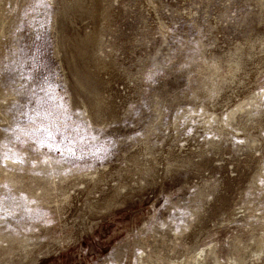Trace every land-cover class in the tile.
I'll use <instances>...</instances> for the list:
<instances>
[{
  "label": "rangeland",
  "instance_id": "1",
  "mask_svg": "<svg viewBox=\"0 0 264 264\" xmlns=\"http://www.w3.org/2000/svg\"><path fill=\"white\" fill-rule=\"evenodd\" d=\"M0 238L264 264V0H0Z\"/></svg>",
  "mask_w": 264,
  "mask_h": 264
},
{
  "label": "bare ground",
  "instance_id": "2",
  "mask_svg": "<svg viewBox=\"0 0 264 264\" xmlns=\"http://www.w3.org/2000/svg\"><path fill=\"white\" fill-rule=\"evenodd\" d=\"M257 93H258V92H257ZM237 107H238V106H237ZM233 110H234V109H233ZM208 119L211 120V118H209V117H208ZM0 239H1V238H0ZM3 240H4V239H3ZM5 241H6V240H5ZM19 241H20V240H19ZM20 242H21V241H20ZM25 243H26V242H25ZM5 244H6V243H5ZM4 246H5V245H4ZM7 246H8V245H7ZM29 246H30V243H26V244L24 245V247L26 248V251H27V249L30 248ZM6 248H7V247H6ZM20 248H21V247H20ZM200 257H201V256H200ZM6 259H7V258H6ZM196 259H197V258H196ZM199 260H200V258H199ZM198 262H199V261H198Z\"/></svg>",
  "mask_w": 264,
  "mask_h": 264
},
{
  "label": "snow or ice",
  "instance_id": "3",
  "mask_svg": "<svg viewBox=\"0 0 264 264\" xmlns=\"http://www.w3.org/2000/svg\"><path fill=\"white\" fill-rule=\"evenodd\" d=\"M49 136H51V133L49 132ZM70 154L74 155V152H72L71 149H69Z\"/></svg>",
  "mask_w": 264,
  "mask_h": 264
}]
</instances>
